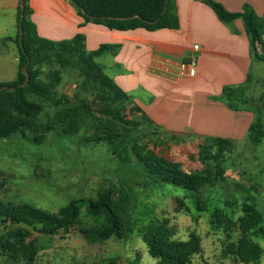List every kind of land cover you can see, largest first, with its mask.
<instances>
[{
    "label": "trees",
    "instance_id": "1",
    "mask_svg": "<svg viewBox=\"0 0 264 264\" xmlns=\"http://www.w3.org/2000/svg\"><path fill=\"white\" fill-rule=\"evenodd\" d=\"M68 1L84 24L91 23L121 32L179 28L171 0ZM198 1L208 6L217 19L230 29L235 20H241L252 60L264 63V16L256 15L248 5H244L240 12H229L214 0ZM23 7V49L20 48L18 34L21 7L18 8L17 17L18 72L13 81L0 83V88H5L0 91V140L21 134L28 135L35 144H42L56 125L66 133L77 134L80 117L89 113L109 123V127L101 133L96 132L93 137L85 138V141L104 144L122 165L127 163V149L130 148L139 163L159 184L200 193L202 188L223 179L221 162L231 150L233 141L200 137L202 151L198 159H211L214 167L186 171L181 163L166 154L168 143L161 138L162 134L157 132L154 125H150L155 130L150 132L151 145H142L137 139L129 140L130 132L146 124V117L138 107H130L132 97L121 90L96 62L105 55H114L118 46L100 45L94 51H87L83 34L60 41L42 39L37 36L36 26L30 19L32 11L28 0H23ZM27 59L29 62L24 75L21 70ZM64 72L80 78V84L72 96L57 92ZM26 76L28 83L22 86ZM250 78L244 85L224 87L220 100L231 110H250L254 114L246 139L252 145H257L264 142V126L258 118L261 109L250 104L253 99L246 95ZM48 109L52 110L51 117L45 123H39L38 118ZM126 111L131 112L132 116L140 113V119H127ZM205 154L206 157H203ZM189 156L195 159L193 154ZM131 201L129 189L121 185L117 188L103 184L98 185L93 199L71 200L55 213L26 203L16 205L0 201V224L4 226V232L0 234V252L11 263L35 264L39 252L37 235L68 234L76 227L91 243H103L112 237L125 240L133 232ZM83 208V217L92 223L88 227L83 226L81 220ZM241 213L236 220L218 209L211 214L212 223L224 233L225 244L221 255L235 264H260L264 248L251 237L264 233V216L247 202L242 204ZM138 233L148 255L156 259L157 264H193V257L201 250V240L197 234L190 233L186 240H178L175 238V227L169 225L167 220L143 226Z\"/></svg>",
    "mask_w": 264,
    "mask_h": 264
},
{
    "label": "rangeland",
    "instance_id": "2",
    "mask_svg": "<svg viewBox=\"0 0 264 264\" xmlns=\"http://www.w3.org/2000/svg\"><path fill=\"white\" fill-rule=\"evenodd\" d=\"M20 1L0 0V83L13 81L18 72L15 21ZM13 5L16 9L11 12ZM96 62L103 65L101 59ZM105 73L111 76L109 69H105ZM79 84L77 75L64 72L57 92L72 96ZM246 93L253 99L250 104L261 109L258 118L264 126V63L253 61ZM131 114L125 112L127 119H140L138 113ZM51 115L52 110L48 109L38 122L45 123ZM78 123L77 134L66 133L56 125L42 144H35L28 135L21 134L0 140V201L16 205L26 203L55 213L71 200L93 199L99 184L117 188L121 185L130 191L133 232L125 240L112 237L103 243L87 241L77 227L68 234L37 235L39 252L35 264H107L112 261L114 264H157V260L148 255L138 230L164 220L175 227L178 240H186L190 233L200 237L201 250L193 257V264H235L221 255L224 233L212 223L211 214L218 209L236 220L242 215V204L247 202L264 216V142L252 145L247 139L233 141L231 150L221 162L223 179L202 188L200 193H193L170 184H159L130 148L127 149V163L122 165L104 144L86 142L85 138L109 127L103 119L85 113ZM153 129L146 123L130 132L129 140L137 139L142 145H151ZM157 130L168 143L166 154L181 163L184 170L213 169L214 161L198 159L202 151L200 137L163 134ZM190 154L195 159H191ZM83 215L84 208L81 210L83 226L92 225ZM3 232L4 226L0 224V234ZM251 239L264 248V233L253 235ZM0 264L15 263L9 262L0 252ZM260 264H264V255Z\"/></svg>",
    "mask_w": 264,
    "mask_h": 264
},
{
    "label": "crops",
    "instance_id": "3",
    "mask_svg": "<svg viewBox=\"0 0 264 264\" xmlns=\"http://www.w3.org/2000/svg\"><path fill=\"white\" fill-rule=\"evenodd\" d=\"M171 1L179 28L153 32H121L84 24L68 0H28V6L42 39L60 41L83 34L87 51L100 45L118 46L114 55L100 58L101 66L132 97V105L140 109L147 124L176 136L246 139L254 114L231 110L220 100L224 87L244 85L251 76L253 60L241 20H235L230 29L198 0ZM214 1L229 12H240L248 5L256 15L264 16V0ZM15 9L13 5L10 10ZM192 56L197 60L196 70L193 77H187L180 64Z\"/></svg>",
    "mask_w": 264,
    "mask_h": 264
},
{
    "label": "built area",
    "instance_id": "4",
    "mask_svg": "<svg viewBox=\"0 0 264 264\" xmlns=\"http://www.w3.org/2000/svg\"><path fill=\"white\" fill-rule=\"evenodd\" d=\"M193 51H198V46H193ZM197 60L195 56H192L189 61L180 64V71L187 77H193L195 74Z\"/></svg>",
    "mask_w": 264,
    "mask_h": 264
},
{
    "label": "water",
    "instance_id": "5",
    "mask_svg": "<svg viewBox=\"0 0 264 264\" xmlns=\"http://www.w3.org/2000/svg\"><path fill=\"white\" fill-rule=\"evenodd\" d=\"M20 7H21V13H20V18H19L20 19V28H19L18 34H19V45H20V48L23 49L22 48V46H23V44H22V40H23V30H22V27H21V22H22V19H23V9H24V7H23V0L20 1ZM28 62L29 61L27 59L26 64L22 67V70H21L22 74H24V75L26 74V67H27ZM27 83H28V76H26L25 81H24V83H23L22 86H26ZM4 89H5L4 87L3 88H0V91H2Z\"/></svg>",
    "mask_w": 264,
    "mask_h": 264
}]
</instances>
